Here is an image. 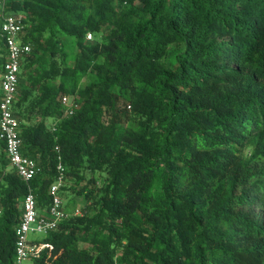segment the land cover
Masks as SVG:
<instances>
[{"label": "trees", "instance_id": "1", "mask_svg": "<svg viewBox=\"0 0 264 264\" xmlns=\"http://www.w3.org/2000/svg\"><path fill=\"white\" fill-rule=\"evenodd\" d=\"M6 11L31 44L15 110L40 171L22 179L0 140V264H14L24 195L47 209L59 163L86 209L45 235L36 264H264V0ZM6 55L0 30V70Z\"/></svg>", "mask_w": 264, "mask_h": 264}, {"label": "built area", "instance_id": "2", "mask_svg": "<svg viewBox=\"0 0 264 264\" xmlns=\"http://www.w3.org/2000/svg\"><path fill=\"white\" fill-rule=\"evenodd\" d=\"M7 0L0 4L1 35L4 37L7 49L6 60L0 70V140L5 145L6 157L17 174L30 181L40 171V165L33 157L24 154L23 139L20 134V116L15 110L20 87V71L22 60L31 51V44L23 40L25 31V16L21 13L7 12ZM92 33L87 34L91 39ZM63 103L69 105L64 97ZM65 184L64 166L57 165V175L50 187L52 202L41 213L38 209L37 197L30 189L23 197L21 216L15 231L14 264H23L29 258H40L42 251L49 244L30 239L34 233L47 234L57 228L58 224L71 214H82L80 210L69 213L64 207L60 190ZM2 206L0 204V214Z\"/></svg>", "mask_w": 264, "mask_h": 264}, {"label": "rangeland", "instance_id": "3", "mask_svg": "<svg viewBox=\"0 0 264 264\" xmlns=\"http://www.w3.org/2000/svg\"><path fill=\"white\" fill-rule=\"evenodd\" d=\"M7 12H12V11H7ZM70 49H71V51H75L76 50L74 46H71ZM20 81H22V80H20ZM70 184H71V182H68V185H70ZM66 187L64 186L61 189V191H60V194H61V196H62V198L64 200V207H65V209L69 213H73L74 211H76V209L77 210H80V211L82 209H86L85 208L86 206H85V202H84L83 196H79V195L75 194L73 191L66 189ZM44 238H45V234H41V233H34V234H31L30 235V239L31 240H43ZM81 244L82 245H86L87 242H84L83 241V242H81ZM23 264H36V263H35V261L32 258H29V259L25 260L23 262Z\"/></svg>", "mask_w": 264, "mask_h": 264}, {"label": "crops", "instance_id": "4", "mask_svg": "<svg viewBox=\"0 0 264 264\" xmlns=\"http://www.w3.org/2000/svg\"><path fill=\"white\" fill-rule=\"evenodd\" d=\"M39 211H40L41 213H45L46 208H45V209H39ZM35 241H38V242H39V241H42V240H35ZM87 244H88V243H87ZM87 244H86V245H87ZM86 245H82V244H81L82 247H83V246H86Z\"/></svg>", "mask_w": 264, "mask_h": 264}, {"label": "clouds", "instance_id": "5", "mask_svg": "<svg viewBox=\"0 0 264 264\" xmlns=\"http://www.w3.org/2000/svg\"><path fill=\"white\" fill-rule=\"evenodd\" d=\"M38 242V241H37ZM43 242V241H42Z\"/></svg>", "mask_w": 264, "mask_h": 264}]
</instances>
